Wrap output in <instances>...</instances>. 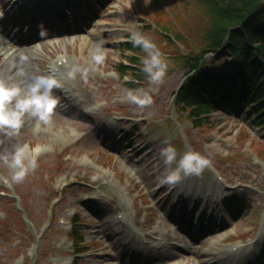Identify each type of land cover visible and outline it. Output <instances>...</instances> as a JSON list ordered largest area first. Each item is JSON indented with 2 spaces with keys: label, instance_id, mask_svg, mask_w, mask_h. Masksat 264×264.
Segmentation results:
<instances>
[{
  "label": "rangeland",
  "instance_id": "1",
  "mask_svg": "<svg viewBox=\"0 0 264 264\" xmlns=\"http://www.w3.org/2000/svg\"><path fill=\"white\" fill-rule=\"evenodd\" d=\"M14 3L0 0V7L27 17L18 12L20 3L17 7ZM79 4L70 16L72 25L65 27L70 31L64 34L51 27L54 36L33 40L39 36L37 27L25 34L27 22L14 20L4 27L5 32L29 39L16 46L19 39L0 32V71L14 75L18 67L14 65L27 55L29 63L23 66L29 76L54 72L65 84L63 91L54 90L61 105L51 126L42 125L37 132L33 121L19 136L0 133V154L13 152L18 143L50 148L23 183H12V170L0 162V189L7 188L15 196L0 200V264H70L79 237V264H198L204 257H209L207 264L218 260L264 264V123L252 118V109L247 116L240 106L225 103L218 114L196 121V109L184 107L177 97L196 63L195 48L204 43L212 5L199 0H80ZM87 13H91L88 19ZM143 15L169 25L173 32L179 30L174 25H180L189 39L187 46L183 41L179 48L172 44L169 49L174 54L166 43H176L173 39L140 30L156 39L169 63L164 82L153 93L154 103L140 109L124 95L125 89L138 87L129 86L131 80L125 81L117 68L124 59L119 43L143 25ZM98 41L109 49L105 63L90 74L87 83L78 75L66 79V68L55 63L70 55V65L91 64ZM86 57L89 62L84 61ZM203 59L206 72H217L227 89L236 88V94L244 90L241 79L245 76L231 54L216 62L206 52ZM138 74L141 79L143 73ZM237 76L240 81L235 83ZM143 80L140 87H147L145 75ZM134 125L138 134L130 150L125 147L132 143L128 137ZM168 144L177 149L178 159L186 151H199L212 164L199 175L184 176L157 190L165 169L159 151ZM170 190L171 195L164 196ZM18 203L28 210L34 230L25 228ZM75 213L79 221L73 226ZM185 217L186 225L198 223L203 228L191 248L184 233L168 228L172 218ZM41 230H46L43 238L37 236ZM222 238L227 239L219 243ZM233 247L235 252L229 251Z\"/></svg>",
  "mask_w": 264,
  "mask_h": 264
},
{
  "label": "clouds",
  "instance_id": "2",
  "mask_svg": "<svg viewBox=\"0 0 264 264\" xmlns=\"http://www.w3.org/2000/svg\"><path fill=\"white\" fill-rule=\"evenodd\" d=\"M3 15V9L0 7V18ZM40 28L41 36H43L45 34L44 26L41 25ZM2 40L0 38V41ZM129 42L134 48H139L146 54L141 56L140 60L141 71L146 76L147 87L125 89L124 95L132 104L144 109L154 103L153 93L164 82L169 63L150 35L140 30H132ZM108 53L109 49L104 47L103 41L96 42L91 56V64L87 66L65 65L66 79L74 80L78 75L81 80L87 83L90 74L96 72L105 63ZM29 60V56L21 55L19 66L14 75L0 71V133H4L7 137L19 136L21 130L33 121L37 132L41 130L42 125L51 126L53 117L61 105V98L54 94V90H64V80L48 74L29 76L23 66L28 64ZM14 67L16 66L14 65ZM123 79L130 81L133 77L128 74ZM49 150L50 148L46 144L18 143L14 146L13 152L0 154V162L12 170L11 182L19 184L23 183L29 174L36 170L39 157ZM159 156L165 165L164 174L160 180L161 184H175L184 176L199 175L212 164L211 159L199 151H186L178 159L177 149L171 144L161 148Z\"/></svg>",
  "mask_w": 264,
  "mask_h": 264
},
{
  "label": "trees",
  "instance_id": "3",
  "mask_svg": "<svg viewBox=\"0 0 264 264\" xmlns=\"http://www.w3.org/2000/svg\"><path fill=\"white\" fill-rule=\"evenodd\" d=\"M204 3L212 5L210 11V25L205 33L204 43L201 47L196 46L195 51L198 55L195 56V64L198 65L203 59L206 52H214L217 57H221L227 52H231L236 57H239V63L244 68L254 69L251 74L246 73L245 80L241 79V84H244L243 98L250 99L251 89L255 86L256 80L261 75L260 71L264 68V0H199ZM186 32L190 33L188 27L185 28ZM178 35V36H177ZM176 42L183 41L185 46L189 39V35L184 32L178 31L176 34ZM188 38V39H187ZM187 39V40H186ZM170 46L177 45L169 41ZM179 48V45H177ZM136 51H140L139 48ZM172 53H176L171 50ZM137 59H133L134 61ZM189 63V61L187 60ZM128 66L122 68V72H129ZM133 71H135L133 69ZM242 75V72H240ZM134 76L140 77V74ZM208 77L207 82L202 85L190 78L186 81L184 86L179 92V98L183 103L192 105L197 103L199 107L196 109L197 114L205 111L212 110L216 106L215 101L210 97L216 94L217 97H224V100H232L236 98V91L231 92L227 87L216 77L205 72ZM240 81V78L238 77ZM237 79H235L236 83ZM205 88V89H203ZM200 92L202 94L200 95ZM264 92V85L260 87L255 100ZM201 96L208 98L203 100ZM206 102V103H204ZM262 106V105H261Z\"/></svg>",
  "mask_w": 264,
  "mask_h": 264
},
{
  "label": "bare ground",
  "instance_id": "4",
  "mask_svg": "<svg viewBox=\"0 0 264 264\" xmlns=\"http://www.w3.org/2000/svg\"><path fill=\"white\" fill-rule=\"evenodd\" d=\"M21 41H23V40H21ZM25 41H27L26 43H29L28 40H25ZM1 42H2V41H1ZM2 43H3V42H2ZM18 50H19V49H18ZM86 58H87V57H86ZM88 59H90V58H88ZM19 62H20V61H18V62L15 64L16 67L19 66ZM27 72H28V71H27ZM68 136H69V135H68ZM69 137H70V136H69ZM207 263H209V262H207ZM180 264H182V263H180ZM199 264H206V262L200 260V261H199ZM212 264H221V261H219V260H218V261H213Z\"/></svg>",
  "mask_w": 264,
  "mask_h": 264
}]
</instances>
